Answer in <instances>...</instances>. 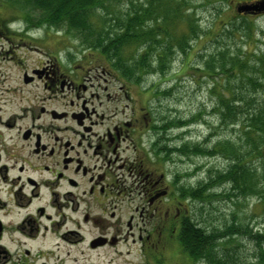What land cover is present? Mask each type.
<instances>
[{
    "label": "flooded vegetation",
    "instance_id": "flooded-vegetation-1",
    "mask_svg": "<svg viewBox=\"0 0 264 264\" xmlns=\"http://www.w3.org/2000/svg\"><path fill=\"white\" fill-rule=\"evenodd\" d=\"M57 64L24 75L26 85L44 77L52 95L0 116V264H82L60 254L76 248L82 259L119 255L114 248L129 242L142 255L140 264H178L172 252L191 215L176 205L159 162L135 145L140 119L118 118V109L94 90L95 80L126 76L98 63L69 75ZM65 90L69 110L49 109Z\"/></svg>",
    "mask_w": 264,
    "mask_h": 264
},
{
    "label": "rangeland",
    "instance_id": "rangeland-1",
    "mask_svg": "<svg viewBox=\"0 0 264 264\" xmlns=\"http://www.w3.org/2000/svg\"><path fill=\"white\" fill-rule=\"evenodd\" d=\"M127 1L129 0H117L113 6L116 7L115 9H121ZM138 1L146 2V0ZM190 1L191 4L188 7L191 9L188 13L192 14V11L196 13L195 19L202 37L193 42L188 36L190 38L186 54L176 53L170 61H167L168 67L165 70L156 68L154 72L139 73L138 78L135 77L134 80L126 76L125 80L118 82L113 76H105L104 79L94 81V90L102 94V101L105 105L118 109L120 112L118 118L140 119L142 135L136 139L135 145L149 159L155 158L159 162L165 183L172 184L173 190L176 191L178 198L176 205L180 207L181 212L188 210L189 215L192 217L194 215L197 221L204 220L203 225L213 228L219 225L223 227L235 220L236 224L242 223L253 233L252 236L237 234L229 238L217 239L214 250L219 251L227 247L226 251L231 253L230 256L235 254L247 264H257L255 255L258 253L259 245L255 236L258 233L264 235V204L258 197L251 195L237 198V200L232 198L229 202L225 196H219L226 190L224 184H218L217 190L211 192L218 196L209 199L210 201L208 199L202 202L196 201L188 195L187 197L182 196L181 192L185 189L192 190L200 183H205L211 173L215 176V173L224 171L228 166L227 159L218 154L213 156L194 154V146H198L201 150L202 147L230 139L238 148L239 139L244 138L243 130L240 129L241 124L237 127L222 125L218 112L214 110L220 94V90L216 87L219 85L221 90L225 91L224 86L228 83L233 84V79H230L232 76L227 74L216 75L215 78L208 76L205 62L211 54L218 50V45L212 42V39L220 34L225 23L231 19H237V24L242 31L230 38L220 37V45H228L232 55L244 60L249 65L248 67L254 66L255 63L264 59V13L255 15L238 13L241 5L252 4L258 0H231L230 5L215 3L207 6H204L202 0ZM193 7L194 10H192ZM216 7L222 9L220 16ZM28 12L34 16L35 20L40 19V15L35 16V13H31L32 11L21 3L11 5L5 0H0V116L3 120L8 114L14 111L19 112L20 108H26L44 96L52 95L44 88L46 84L44 77L37 78L31 84H24V75H33L36 70L43 71V69L51 68L48 65L50 61L54 60L55 63H59L60 65L57 64L55 67L65 69L69 75L81 76L91 68L92 64L96 63L113 75L119 73L114 66L109 64L110 59L103 58L101 53L89 49L85 40L76 32H65L63 29L50 28L46 25L38 29L29 27L30 23L22 18ZM14 21L18 22L12 24ZM173 27L174 41L185 36L186 26ZM163 37L165 36L161 38ZM136 49V46H128L127 52L133 53ZM111 64H113L112 61ZM256 67L258 69L254 70L256 74H253V77H263L264 80V65ZM226 78L230 81L227 82ZM98 85H101L100 88ZM106 87L108 93L112 95L110 101L104 97ZM122 87L128 92L127 97L122 94L124 92L121 90ZM7 92H11V95ZM58 94L59 99L56 102L48 103L49 109L69 110L71 96L68 90ZM259 95L261 96H258L259 98H264V88L259 91ZM45 120L47 123L51 121L50 118L40 121ZM184 146H187L189 152L187 154L178 153L180 149L185 148ZM133 154L131 148L126 152L129 158H132ZM253 161V165L257 166L258 162ZM260 178L263 179V176L261 175ZM117 248L120 251L119 255L116 253V255L107 256L104 253H94L90 255L91 260L84 256L82 259L75 250L76 248L70 251L66 248L65 252L60 255L61 258L64 256L70 259L69 262L75 257L82 264H89L91 261H96L98 264H109L110 259L113 264H122L127 260L130 264L141 263L142 255L137 248L132 247L131 242L121 243L114 250ZM83 249L80 248L79 251ZM181 249L178 241L176 249L174 248L172 252L178 264H203L202 259L194 260ZM128 250L131 251L130 255H126Z\"/></svg>",
    "mask_w": 264,
    "mask_h": 264
},
{
    "label": "trees",
    "instance_id": "trees-1",
    "mask_svg": "<svg viewBox=\"0 0 264 264\" xmlns=\"http://www.w3.org/2000/svg\"><path fill=\"white\" fill-rule=\"evenodd\" d=\"M5 1L11 5L21 3L31 10V13H35V16L40 15L37 21L30 12L22 17L25 22L30 23L28 26L31 28L46 25L63 29L65 32H76L85 40L89 49L101 53L103 58L110 59L113 63L110 64L121 75L130 77V80L138 78L139 73L154 72L156 68L165 70L168 67L167 61H170L174 54L187 53L190 37L193 42L202 37L195 19L196 13H188L191 9L188 7L190 0H129L121 9H115L113 6L117 0ZM202 2L204 6L215 3L231 4V0ZM194 9L193 7L192 10ZM216 10L220 16L222 9L216 7ZM237 22V19L229 20L223 25L220 34L212 39V42L218 45V50L206 60L205 70L211 78L224 74L232 76L230 79H233V84L224 86L225 91L221 90L219 85L216 87L220 94L214 110L218 112L222 125L237 127L241 124L244 138L239 139L238 148L230 139L202 147L201 150L194 146V154H218L227 159L228 166L224 171L215 173V176L211 173L205 183H200L192 190L185 189L181 194L202 202L218 196L211 192L217 190L218 184H224L226 190L219 196H225L229 202L232 198L237 200L253 195L264 204V98H259V91L264 88V80L263 77H253V74H256L254 70L258 69L256 66H263L264 59L248 67L244 60L230 53L228 45H220V37L230 38L234 34H240L242 28ZM177 25L186 26V33L175 40V43L172 32L173 26ZM162 36L165 37L161 38ZM128 46H136V52L128 53ZM230 79L225 80L229 82ZM184 147L178 153L187 154L189 149ZM253 160L258 162L257 166L253 165ZM261 175L263 179L260 178ZM203 224L205 221H197L194 215L184 224L179 244L185 253L194 260L202 259L203 264H247L235 254L230 256L231 253L226 251L227 247L219 251L214 250L217 239L237 234L252 236L253 233L247 226L242 223L238 225L235 220L231 224L227 223L223 227L219 225L216 228ZM255 237L259 245L255 259L257 264H264V246H261L264 245V235L258 233Z\"/></svg>",
    "mask_w": 264,
    "mask_h": 264
},
{
    "label": "water",
    "instance_id": "water-1",
    "mask_svg": "<svg viewBox=\"0 0 264 264\" xmlns=\"http://www.w3.org/2000/svg\"><path fill=\"white\" fill-rule=\"evenodd\" d=\"M264 13V0L255 1L252 4H244L238 8V13L261 14Z\"/></svg>",
    "mask_w": 264,
    "mask_h": 264
}]
</instances>
